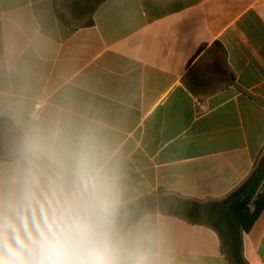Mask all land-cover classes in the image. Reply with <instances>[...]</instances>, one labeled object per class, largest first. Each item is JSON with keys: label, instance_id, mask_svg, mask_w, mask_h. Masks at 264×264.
Here are the masks:
<instances>
[{"label": "crops", "instance_id": "1", "mask_svg": "<svg viewBox=\"0 0 264 264\" xmlns=\"http://www.w3.org/2000/svg\"><path fill=\"white\" fill-rule=\"evenodd\" d=\"M259 100L264 0H0V138L20 101L98 115L129 203L234 191L264 148ZM149 216L172 264H227L212 229ZM243 242L247 263L264 264V211Z\"/></svg>", "mask_w": 264, "mask_h": 264}, {"label": "clouds", "instance_id": "2", "mask_svg": "<svg viewBox=\"0 0 264 264\" xmlns=\"http://www.w3.org/2000/svg\"><path fill=\"white\" fill-rule=\"evenodd\" d=\"M0 138V264H172L130 209L117 140L98 115L18 102Z\"/></svg>", "mask_w": 264, "mask_h": 264}, {"label": "trees", "instance_id": "3", "mask_svg": "<svg viewBox=\"0 0 264 264\" xmlns=\"http://www.w3.org/2000/svg\"><path fill=\"white\" fill-rule=\"evenodd\" d=\"M57 15L65 22L63 13L57 10ZM259 102L264 105L263 101ZM129 206L140 215L160 213L210 228L218 235L227 264H248L244 257L243 236L251 231L264 211V148L249 177L223 199L199 202L159 188L130 202Z\"/></svg>", "mask_w": 264, "mask_h": 264}, {"label": "rangeland", "instance_id": "4", "mask_svg": "<svg viewBox=\"0 0 264 264\" xmlns=\"http://www.w3.org/2000/svg\"><path fill=\"white\" fill-rule=\"evenodd\" d=\"M223 66V65H222ZM222 69H223V72H224V74L226 75V77H227V80H231L232 81V76H231V74L229 73V71L226 69V67H221Z\"/></svg>", "mask_w": 264, "mask_h": 264}, {"label": "built area", "instance_id": "5", "mask_svg": "<svg viewBox=\"0 0 264 264\" xmlns=\"http://www.w3.org/2000/svg\"><path fill=\"white\" fill-rule=\"evenodd\" d=\"M40 105V104H39Z\"/></svg>", "mask_w": 264, "mask_h": 264}]
</instances>
